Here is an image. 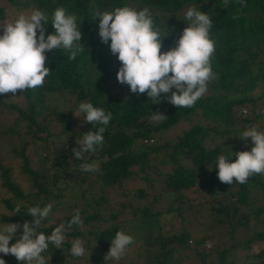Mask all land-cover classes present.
I'll list each match as a JSON object with an SVG mask.
<instances>
[{
	"label": "trees",
	"instance_id": "trees-1",
	"mask_svg": "<svg viewBox=\"0 0 264 264\" xmlns=\"http://www.w3.org/2000/svg\"><path fill=\"white\" fill-rule=\"evenodd\" d=\"M6 1L29 7L30 12L33 8L44 11L48 16L46 36L55 31L51 22L57 8L74 14L85 51L74 60L65 50L46 52L50 73L43 86L16 93L23 100L22 108L8 104L17 112L16 119L24 122L22 133L9 130L19 140L10 153L20 159L19 172L28 187L22 190L12 180L9 166L0 162V189L7 193L0 197L7 211L0 221L30 222L29 208L50 203L49 217L36 229L50 235L56 224H67L79 209L83 223L67 230L62 248L49 245L43 254L50 258L49 264H108L111 260L104 257L117 231L132 236L133 243L111 264H122L124 259L129 264H182L188 252L194 258L191 264H264V175L228 185L218 179L215 167L220 155L229 156L231 162L237 158L235 153L251 149V139L242 140L243 131L255 127L264 132V110L259 105L264 104V0H244L243 5L229 0L226 7L223 0ZM124 6L150 10L154 30L167 35L162 38V52L175 47L187 26L183 20L187 8L196 6L210 16L213 28L209 36L215 42L211 63L218 79L209 83L207 93L193 107L178 108L165 98L158 104L151 102L146 94H133L127 84L117 81L120 62L109 44L101 42L100 18L95 13ZM2 15L0 8V18ZM54 95L62 99L71 96L73 106L47 109L45 99ZM81 102L112 114L103 132V145L85 153L82 160L73 157L72 149L79 147L76 140L102 125L93 126L79 117L80 125L73 127L72 113ZM152 112L163 113L168 119L155 123ZM180 120L188 126L171 140L155 136ZM50 122L57 126L55 132L48 128ZM24 137L57 143L48 165L31 166ZM91 162L99 165L98 172L80 171L81 165ZM92 179L101 183V192L116 185L124 198L108 204L104 193L86 195ZM136 180L142 186L132 190L122 187L126 181ZM65 188L78 189L77 197L84 205L62 204L61 190ZM17 205L20 213L10 215ZM203 216L208 221L201 223L198 219ZM54 218L57 221L52 222ZM174 218L178 228L167 223ZM76 238L84 241L86 254L82 257L70 253L71 241ZM252 246L257 251L251 254ZM0 258L5 264H21L11 254L0 253Z\"/></svg>",
	"mask_w": 264,
	"mask_h": 264
},
{
	"label": "clouds",
	"instance_id": "clouds-1",
	"mask_svg": "<svg viewBox=\"0 0 264 264\" xmlns=\"http://www.w3.org/2000/svg\"><path fill=\"white\" fill-rule=\"evenodd\" d=\"M239 2L244 4V0ZM228 4L229 0H223V6ZM95 17L100 18L98 35L101 42L109 44L111 53L120 62L116 79L120 84H127L133 94H146L151 102L157 104L165 98L173 106L190 108L207 93L209 83L218 79L211 63L215 53V42L209 36L213 21L196 6L187 8L183 20L188 24L175 47L163 52L162 38L167 35L162 36L158 29L154 30L147 7L136 10L124 6L113 12H97ZM47 23L46 13L33 8L30 13H20L10 22L0 24L3 28L0 35V95L11 93L15 96L18 91L42 87L50 73L46 52L65 50L69 53L68 58L74 60L85 51L80 43L82 33L74 14H66L63 8H57L51 22L55 31L46 36ZM73 114L85 123L102 125L76 140L79 147L72 149L73 157L82 160L85 153L95 152L103 145V132L112 114L94 107L90 102H81ZM151 119L161 123L168 117L160 112H152ZM248 138L252 142L251 149L235 153V161L230 162L227 155L218 157L215 167L222 183L244 184L253 175H264V132L251 127L242 133V140ZM80 171L98 172L99 165L86 163L81 165ZM52 207L49 203L42 208H29L30 222H5L0 225V253L13 255L21 264H49L50 258L43 255L49 245L62 248L67 230L83 223L80 210L76 209L70 221L56 224L50 235L37 232L41 222L49 217ZM20 210L21 207L17 205L10 215L18 214ZM13 240L15 242L10 243ZM132 243V236L117 231L104 257L105 261H119ZM70 253L74 257L84 256V241L73 239ZM0 264H5L3 258H0Z\"/></svg>",
	"mask_w": 264,
	"mask_h": 264
},
{
	"label": "rangeland",
	"instance_id": "rangeland-1",
	"mask_svg": "<svg viewBox=\"0 0 264 264\" xmlns=\"http://www.w3.org/2000/svg\"><path fill=\"white\" fill-rule=\"evenodd\" d=\"M0 8L2 10V17L0 18V24H6L13 20L15 17H17L20 13H30L29 7H22V6H13L10 5L6 0H0ZM3 34V28L0 27V35ZM0 100L3 102L2 105H0V162L3 163L5 166H9L10 168V176L12 180L18 184L22 190H25L28 187V181L24 175H22L19 172V163L20 159L18 157H14L10 153V149L12 147H15V149L18 146V138L15 137L16 134H10L9 130L13 129H19L20 133L24 131V122L20 119L17 120V112L11 108L8 107L9 103H16L20 108L23 107L24 103L21 97L18 96H10L8 94L5 95H0ZM45 106L47 109L49 107H56L57 109H63L65 110L66 108L73 106V99L72 97H68L66 99H62V97H58L56 95L48 97L45 99ZM263 110H264V104H259ZM47 109L44 111L46 112ZM73 113H76V110L74 109ZM72 113V118L75 120L73 127H78L80 124L77 122L79 121V117L75 116ZM39 119V117H37ZM53 122L48 123V128L52 132H55L57 129V126L52 124ZM253 126H256V123H252ZM188 126V123L184 120L178 121L176 124L172 125L169 127L166 131L164 132H158L155 134V136L164 139H169L171 140L172 138L175 137L176 134H178L181 130L186 129ZM14 133V131L12 132ZM44 136L45 134H41ZM24 136V134H21L20 137ZM27 137H24L26 140ZM26 147H25V153L26 156L29 157L30 164L33 168H39L42 167L45 164L48 165L49 160L52 158V152L54 149V146L56 144H51V143H44L43 141L39 139H34L33 141L28 139L26 140ZM65 147V146H64ZM63 147V148H64ZM46 155V161L44 159V156ZM50 155V156H49ZM92 163V162H91ZM90 177H93L90 175ZM89 187L86 190V195H91L93 197H96L100 193L106 194L107 198V203L108 204H115V202L123 199L124 197L121 196L120 189L115 185L112 187H104L102 188L103 191L101 192V183L99 181H95L94 179L89 180ZM142 186V183L139 182L138 180L136 181H126L123 183L122 187L126 190H132L134 188H138ZM56 189H60L62 187V184L55 186ZM68 187V186H67ZM81 189H85L84 185H82ZM62 196L60 197V202L64 205L71 204V203H76V207H82L84 202L77 197V192L78 189H73V188H65L64 190L62 189ZM7 195V193H4L2 189H0V197ZM7 211L5 209V206L3 203L0 201V215L5 214ZM60 216V214H59ZM57 216L56 218H60ZM54 218L52 222L57 221V219ZM207 217H201L198 219L201 223H204L208 221L206 219ZM190 219V217H189ZM5 222L0 221V225H3ZM10 223V222H8ZM167 223H170L174 228H178L180 225L178 224L177 218H174L173 220H167ZM179 225V226H178ZM169 227L167 226V229ZM203 231V230H202ZM197 232V231H196ZM193 233V232H192ZM203 233V232H202ZM195 234V232L193 233ZM199 235V234H198ZM197 235V237H198ZM195 237V236H194ZM207 242V241H206ZM210 244V242L208 241ZM211 245V244H210ZM263 245V243L261 244ZM257 251L256 246L250 247L248 250V253H255ZM115 263L116 261L111 260L108 262V264ZM194 262V258L190 252H188L185 256L184 259L180 263L182 264H191ZM80 264H83V262H80ZM122 264H129L126 259H124Z\"/></svg>",
	"mask_w": 264,
	"mask_h": 264
}]
</instances>
